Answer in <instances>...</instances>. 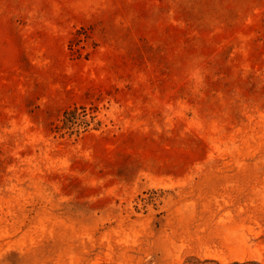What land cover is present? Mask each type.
<instances>
[{"label": "rangeland", "instance_id": "obj_1", "mask_svg": "<svg viewBox=\"0 0 264 264\" xmlns=\"http://www.w3.org/2000/svg\"><path fill=\"white\" fill-rule=\"evenodd\" d=\"M0 264H264V0H0Z\"/></svg>", "mask_w": 264, "mask_h": 264}, {"label": "trees", "instance_id": "obj_2", "mask_svg": "<svg viewBox=\"0 0 264 264\" xmlns=\"http://www.w3.org/2000/svg\"><path fill=\"white\" fill-rule=\"evenodd\" d=\"M75 119V108L65 110L63 112V126L66 127L73 123Z\"/></svg>", "mask_w": 264, "mask_h": 264}]
</instances>
